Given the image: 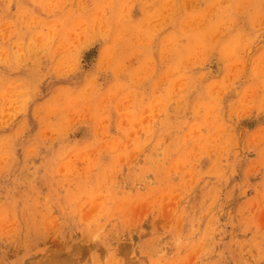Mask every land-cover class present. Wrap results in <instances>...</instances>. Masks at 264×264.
<instances>
[{
	"label": "rangeland",
	"instance_id": "374dc122",
	"mask_svg": "<svg viewBox=\"0 0 264 264\" xmlns=\"http://www.w3.org/2000/svg\"><path fill=\"white\" fill-rule=\"evenodd\" d=\"M104 2L85 0L86 16L77 23L99 22L107 15L102 7ZM97 4L101 5L99 14ZM187 6L190 11L197 8L198 0H189ZM12 13H17L16 4L12 5ZM131 16L139 20L141 12L133 9ZM14 25V15H0V28L10 31ZM173 31L169 27L150 42L156 60L154 67L163 73L159 82L137 78L145 70V59L140 55H132L108 70L104 64L108 46L91 38L73 44L75 32L71 27L63 35L39 26L25 32V43H32L21 57L22 66L12 71L0 65V140L14 139L17 146V162L0 171V193L14 187L40 199L48 198L52 195V172L56 167L79 171L93 164L110 165L114 156L109 146L116 130L104 120V101H100V111L92 119L70 125L63 123V111L78 103L94 85L112 93L132 87L145 106L143 112L134 113L136 122L127 133L134 145L115 156L119 163L116 183L135 194L137 173H143L147 181L144 188L159 189L162 177L154 164L163 153L156 147V135L171 128L165 142L184 132L201 137L204 146L198 167L206 174L203 179L219 188L221 211L219 223L210 233L211 246L182 243L177 253L169 236V243L162 250L185 264H200L201 260L210 264H261L264 247L260 242L251 239L250 233L233 229L226 221L230 212L239 211L264 191V82L260 59L264 41L257 37L239 65L215 54L201 67L196 55L201 38L188 33L177 39ZM169 65L175 71L169 72ZM102 67L105 70L99 72L95 81L88 79L86 73ZM130 80H134L133 85H129ZM16 91L27 98L22 111L18 110L20 98L14 99ZM20 146L30 152L26 162ZM175 167V162H170V169ZM178 180L177 175L169 178L170 183ZM193 192L198 201L199 185ZM176 206L173 198L162 210L142 205L127 214L110 233L108 247L92 241L71 218L27 236L6 235L0 237V261L91 264L94 259L114 256L149 260L150 264V258L141 254L143 242L174 222ZM80 211L90 217L97 205L88 200ZM175 224L177 235L184 238L193 232L204 234L206 230V223L194 217L177 218Z\"/></svg>",
	"mask_w": 264,
	"mask_h": 264
},
{
	"label": "clouds",
	"instance_id": "9594fccd",
	"mask_svg": "<svg viewBox=\"0 0 264 264\" xmlns=\"http://www.w3.org/2000/svg\"><path fill=\"white\" fill-rule=\"evenodd\" d=\"M188 3L189 0H105L102 7L107 10L106 16L99 22L78 24L77 21L86 16L85 0H0V15L15 16V25L10 31L0 28V65L12 71L22 66L21 57L29 51L28 45L32 43L31 40L25 43L23 36L38 26L61 35L66 29L73 28V44L91 38L107 45L109 50L104 64L108 70L132 55H140L145 59V70L137 78H151L154 82H159L163 73L154 67L156 60L150 42L169 27L174 29L172 35L177 39L188 33L201 38L202 44L196 52L201 67L215 54L239 65L257 37L264 41V0H198L199 6L191 11ZM13 4L17 7L14 14ZM96 7L99 14L101 5ZM133 9L141 12L139 20H133ZM261 48V80L264 82V44ZM104 70L103 67L93 69L86 75L95 81L99 72ZM168 71H175V68L169 65ZM133 84L134 80H130L129 85ZM20 91L14 93V99L20 98L18 110L22 111L27 98L21 97ZM101 100L106 106L104 120L116 130L109 146L113 162L108 166L93 164L79 171H62V166L56 167L52 172V195L48 198L40 199L32 192L14 187L0 193V237L13 234L27 236L31 232L54 228L63 224L66 218H71L92 241L108 247L110 233L117 229L127 214L142 205L162 210L168 200L175 198L174 222L163 232L144 241L141 254L150 258V264H185L182 259L170 258L162 250L169 243L168 237H172L177 253L182 243L210 247L213 243L210 233L218 225L221 211L219 188L204 180L206 174L198 167L204 146L201 137L184 132L165 142L172 129L160 130L155 143L163 156L156 158L154 167L162 177V186L146 190L143 186L147 182L145 175L137 173L139 183L134 194L129 189H122L115 180L119 169L115 156L131 150L134 141L127 133L133 130L132 125L136 122L134 113L143 112L145 106L143 99L134 95L133 88L126 87L112 93L94 85L78 103L63 111L62 121L70 125L92 119L100 111ZM179 127L176 126L177 131ZM16 147L14 139L0 140V171L17 162ZM20 147L26 162L30 152L27 147ZM170 162H175L174 170L170 169ZM172 175L179 176L176 183L169 182ZM197 185L200 187L198 201L193 192ZM88 200L97 205V211L90 217L80 211ZM193 217L206 223L204 234L193 232L187 238L178 236L175 220ZM226 223L233 229L250 233V238L258 240L264 247V191L254 201L242 205L239 211L230 212ZM0 264L5 262L0 261ZM91 264H149V260L110 256L94 259ZM200 264L210 262L201 260Z\"/></svg>",
	"mask_w": 264,
	"mask_h": 264
}]
</instances>
